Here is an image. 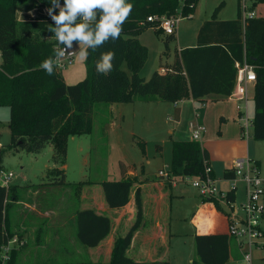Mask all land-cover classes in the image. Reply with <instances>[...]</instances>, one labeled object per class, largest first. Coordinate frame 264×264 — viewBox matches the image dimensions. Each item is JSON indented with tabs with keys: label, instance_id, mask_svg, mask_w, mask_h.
Segmentation results:
<instances>
[{
	"label": "trees",
	"instance_id": "1",
	"mask_svg": "<svg viewBox=\"0 0 264 264\" xmlns=\"http://www.w3.org/2000/svg\"><path fill=\"white\" fill-rule=\"evenodd\" d=\"M197 1L128 0L134 7L123 25L121 37L116 41L109 40L96 50L89 49L85 59L86 76L77 83L69 84L62 70L56 68L49 76L40 68L44 59L54 56L57 47L54 34L49 31V24L53 23L50 17L38 14L34 18H18L21 6L30 5L41 11L51 6L49 0H0V106H8L11 110L9 128L13 145L39 153L47 144H52L54 166L47 169L44 184H67L64 166L68 139L92 132L96 104L133 101L135 97L151 94L175 102L183 98L201 99L209 94L228 97L236 85V62L244 60L252 64L256 71L252 135L256 140H264V15L248 17L243 21L241 0H238L236 18L204 20L197 31L196 45L176 51L174 61L162 67H165V72L156 69L149 78L141 75L149 49L140 41L139 35L147 28H154L156 33L163 30L158 28L157 21H149L148 16H176L182 12L183 17L190 18ZM260 2L264 3V0H253L252 6ZM56 11L58 13V9ZM176 30L165 34V42L175 37ZM110 50L115 52L114 68L108 75H102L96 71L95 64L101 53ZM124 64L128 70L123 68ZM120 162L122 178L101 182L109 208L128 204L138 181V176L126 174V164ZM208 163V151L199 141L178 139L173 142L169 168L173 176H202ZM232 175L231 171L226 173V176ZM91 183L89 180L76 183L77 196L84 184ZM134 195L135 221L127 233L115 235L109 264L133 263L127 252L132 247L134 234L140 228L147 229V225L143 224L145 215L139 187ZM18 198L17 186L0 184V256L1 245L8 236L18 234L22 237V233L10 231L8 219V210ZM229 198L234 199V194H230ZM203 200L211 201L207 198ZM215 205L223 210L220 203L215 202ZM76 221L78 239L86 247L98 246L113 228L111 218L94 208L78 209ZM169 222L168 217V248L157 251L156 258L151 256L154 261L161 259L162 254H168ZM44 234L45 227L41 223L36 228V243ZM194 241L198 259L192 260V264H226L230 259L232 238L229 235L196 233ZM19 250H13L6 264H21L17 261Z\"/></svg>",
	"mask_w": 264,
	"mask_h": 264
},
{
	"label": "rangeland",
	"instance_id": "2",
	"mask_svg": "<svg viewBox=\"0 0 264 264\" xmlns=\"http://www.w3.org/2000/svg\"><path fill=\"white\" fill-rule=\"evenodd\" d=\"M61 3H63V0H61ZM252 4V0H241V12H244V5H246V12L252 10L258 16H263L264 3L260 2L254 6ZM46 9L44 7L41 11H38L36 7L23 5L21 6V12L18 13V18H34L38 14L48 15ZM238 9V0H198L192 16L182 18L177 25L175 37L168 42H165L166 33L163 30L156 33L154 28L145 29L139 35V39L148 46L149 54L141 70V75L149 78L152 72L159 68L160 64L173 60L180 46H191L187 44L194 42L202 21L212 18L234 19L238 15ZM179 15H182V12H179ZM73 48L77 51L78 45H74ZM123 68L128 70L126 64ZM162 69L165 68L161 67L160 69L161 72H164ZM63 71L67 80L76 81L81 72L85 75V59L79 58L76 54L73 63L69 64ZM156 97L158 96L151 94L136 97L133 101H118L109 105L98 103L95 105L92 132L73 135L68 139V152L64 169L66 182L72 187L73 191L76 183L89 180L92 182V186L103 194L102 181L122 178L120 161L126 164L127 169H136L138 177L142 178L143 181L147 178L156 181L160 169L171 167L173 142L178 139L195 140L192 136L190 123L197 120V114L201 117L203 111L200 107L205 108L207 113L204 116L205 131L197 141H203L205 138L212 140L214 145H218V139H225L226 137L231 139L230 129H228V126H224V121L220 120L222 110L227 111V113H224L225 118H230L232 122L242 123L239 116L235 115L234 120L233 114L228 113L230 109L233 110L232 101L228 99L214 102L213 100L192 101L183 98L175 102L155 100ZM248 109L250 116L253 118L254 106L252 102ZM10 119V108L0 106V171L14 174L9 185L17 186L18 200L28 201L33 193L31 190L26 189L27 186L38 183L42 181V176H47L45 167L47 164L54 166L52 161L53 146L47 144L41 152L33 153L28 152L19 145H13L9 128ZM223 130L226 131L224 135ZM252 133L253 129L251 128L250 136L245 137L242 134L241 138L244 140L249 139L251 153L254 152L261 157L264 174V140H254ZM216 149V157L213 160L221 163L233 158L235 154L232 147L228 145L225 148L217 146ZM163 180H167V178ZM40 193L31 200H39L45 196V194ZM62 196L65 197V191L62 188H57L49 193L45 199L48 198L51 203L50 208L56 210L57 200L53 201L52 197L58 199ZM262 199L264 201V195H262ZM166 201L168 208L170 207L168 217L171 218L172 231L168 254H162L161 259L154 261L153 259L158 257V255H155L156 252L152 255L154 258L147 255L146 246L141 245V241L137 240L127 252L128 256L134 260L131 264H192V260L198 259L194 241L196 227L191 222L195 208L203 204L197 189L191 183L179 181L172 188V192L166 198ZM19 206L14 202L8 210L10 231L24 233L30 227L26 226L25 228L15 223V219H18V217L14 219L12 216L14 211L19 212ZM74 208V202H67L66 212H71ZM12 219H14L13 222ZM214 221L219 223L221 219L216 216ZM143 222L147 225V215ZM262 224L264 227V217ZM35 233L36 230L32 231V238L34 239L31 243L29 242L28 250H31V247L36 244L34 243L37 239ZM42 242H45V238L41 239ZM65 242L71 244L70 241L65 240ZM59 243V246H57L58 242H52V245L44 249H35L39 253L35 252L33 257H26L28 256V250L26 249L23 253L25 255L24 261H20L19 258H17V261L27 264L30 260L34 261L36 256H40L39 259H43L45 264H86L88 262L92 264H109L108 256L102 257L98 261L93 260L92 257L87 255V252H82L86 250L80 248L76 251L75 246H72V249L62 241ZM78 243L80 244L79 241ZM242 250L240 249L241 252ZM237 258L228 260L226 264H242L244 259L242 257ZM199 264L204 263L200 262ZM248 264H264V251L255 249L253 259Z\"/></svg>",
	"mask_w": 264,
	"mask_h": 264
},
{
	"label": "crops",
	"instance_id": "3",
	"mask_svg": "<svg viewBox=\"0 0 264 264\" xmlns=\"http://www.w3.org/2000/svg\"><path fill=\"white\" fill-rule=\"evenodd\" d=\"M220 19H225V18H220ZM196 43H197V35L194 38V42L187 45L195 46ZM74 45L77 44L74 43ZM184 47H189V46H180L177 51H179ZM173 61L174 58L172 61L166 62L165 64H160L158 70H160L161 67L163 66H169ZM62 73L64 75L65 81L69 84L76 83L82 80L86 76V71H85V75L82 74L81 72L80 76L77 78L78 80L76 79V81H69L67 80L64 71H62ZM254 94H255V82L249 81L247 82V98H248L247 102H245L243 99H240L239 97L236 96L234 97V95L224 97L217 94H209L201 99H194V98H188V99L192 101L213 100L214 102L225 101L224 99H228L229 101H232V106H233V110L230 109L228 113L230 115L233 114L232 117L235 120V115L236 116L241 115V109L243 108V106L246 105L247 108H249L251 102L254 106ZM158 99L160 98L156 97L155 100ZM200 108L203 111V113L201 114V117L199 116V121L204 123V116L207 113V110L203 107ZM224 113H227V111L222 110V115H220L222 116L221 117L222 119L220 118V120L224 121L225 122L224 126H228V129H230L231 139L227 137L225 139H218V145H214L212 140L205 138L203 139V141H199V142L201 143L202 147L208 151L210 165L213 169L214 175L216 176V178L220 180L221 186L224 189H226L228 188V183L224 182L223 178L227 172L231 171L233 161L238 157L249 156L259 165L263 176L264 174L262 170L261 157L257 156L254 152L251 153V145L249 139L244 140L241 138L242 123L240 122L238 123L236 121L232 122L230 118L228 119L225 118L226 115ZM224 132L226 131L225 130L222 131L223 135ZM227 145L229 147H232V149L235 151L233 158L226 160L224 163L214 161L213 159L214 157H216L217 146L225 148ZM45 167L47 171L48 168H51L53 166L47 164ZM135 170L136 169L133 168L127 169L126 174L138 176ZM158 176L156 181L150 178H147L143 181L142 178L138 177V181L134 186L133 194L130 201L128 202V204L120 208H109L105 202L104 195L98 192V190H96L94 186H92V183L91 185L84 184L83 187L81 188L79 196H77L75 194V189L73 191L70 185L44 184L45 182L43 179L45 176H42V181L35 184H29L26 189L32 191L33 195L31 198H34L35 195L39 194L40 192H41L40 194H45V196L39 200L37 199L31 200V198L28 201L18 200L16 202L17 206L21 205L18 208L19 212L14 211L12 215L14 219L18 217V219L17 218L15 219V223L25 228L26 226L30 227L29 230H25V232L22 233V237L25 238L27 244L24 247L20 248L21 250H19V255H18L19 260L24 261L23 259L25 255H23V253L26 249L28 250L29 242L31 243L32 240L34 239L32 238L33 236L32 231L34 232L37 226L41 223L44 224L45 227V234L43 237L45 238V242L41 243V238H40L38 239L40 243L39 242L36 243L37 241L36 239V241L34 242L36 243L34 244L35 246L31 247V250L27 251L28 256L26 257H33V254L35 252L39 253V251H35V249L36 250H39L40 248L44 249L47 246L52 245V242H58L57 246H59L60 245L59 242L62 241L67 247L70 246L72 248V246H75L76 251H78L80 248L81 250H86L82 252H87V255L92 257L93 260L98 261L101 260L102 257H106V256L110 258L115 235L127 233V231L130 229V227L133 225L135 221L136 204H135L134 192L136 191L137 187H139L141 190L144 215L145 216L147 215V229L140 228L136 230L133 237L132 246L133 244L136 243L137 240L141 241V245L146 246L145 250H147V255L150 256H152L154 252L158 253L157 251L159 250L162 251L166 250L168 248V246L166 245L167 237H168V232H167L168 226H166V224H167V217L169 216L168 212L170 210V207L168 208L166 198L169 196V194H171L172 188L176 185L170 182L169 180H163L164 178H162L159 175V172H158ZM180 179L181 178H177V181L178 182L181 181ZM57 188L59 189L62 188L65 191V197L62 196L59 197L58 199L56 197H52L53 201L57 200L56 202L57 211H56L54 210V208H50L51 203L49 202L48 198L45 199V197L49 195V193L55 191ZM75 196L77 199L75 198ZM199 197L203 204L195 208L194 214L191 217V222L196 227L195 234L222 233L228 235V219L225 213L227 211V208L222 205L223 210H219L217 209L215 203H213L212 201H204L203 197H201L200 195ZM235 198L238 202H241L244 199V185L242 183L239 184L238 192L235 193ZM69 201L75 203V208L71 212H66V204ZM80 208H94L99 213L107 214L112 220L113 228L111 234L108 237H106L96 247H86L78 239L76 213L77 210ZM216 216L219 219H221V222L215 223L214 218ZM14 219H12V222ZM169 231L172 236L171 218L169 222ZM65 240L70 241L71 244H67ZM78 241L80 242V244L78 243ZM230 254L231 255L229 260L238 259L237 257L239 258L242 257V253L235 239L233 238L230 246ZM39 258L40 256H36L34 261L30 260L29 263L27 264L42 263L44 260ZM20 261L19 263H21ZM23 263L24 262H22L21 264Z\"/></svg>",
	"mask_w": 264,
	"mask_h": 264
},
{
	"label": "built area",
	"instance_id": "4",
	"mask_svg": "<svg viewBox=\"0 0 264 264\" xmlns=\"http://www.w3.org/2000/svg\"><path fill=\"white\" fill-rule=\"evenodd\" d=\"M246 5H244V12L242 19L245 21L248 17L257 16L255 11L246 12ZM179 15V14H178ZM172 16H148L149 21H157L160 28L165 33H174L178 23L182 20V15ZM192 14L189 15L191 17ZM22 19V18H19ZM62 47V46H61ZM64 60L63 67H58L59 70H64L73 63L76 57L74 48L70 49ZM2 55L0 52V62ZM237 78L236 86L231 95L239 97L247 102V82L256 80V71L252 64L246 60L243 62H236ZM165 72V69H162ZM230 95V96H231ZM242 122L243 136H250V130L253 129L254 119L250 116L247 106L241 109L239 116ZM190 127L192 136L195 140L199 139L204 131L205 125L197 120L191 121ZM231 172L232 176H224L223 181L228 183V188L224 189L220 180L216 178L213 173L211 165H205L204 174L202 176H184L181 181L191 183L199 195L207 198L212 202H218L220 205L227 208L226 216L228 219V235L235 239L239 249L242 250V257H248V262L253 259L255 249H262L264 251V229L262 227V219L264 216V176L261 173L259 165L249 156L238 157L234 159ZM159 175L167 178L173 184H177V177L173 176L169 169H160ZM14 174L12 172L0 171V184L8 186ZM244 185V199L238 202L235 198V193L239 188V184ZM230 194H234V199L229 198ZM222 206V207H223ZM27 241L18 234L8 236L5 242L1 245V260L2 264H6L12 257V252L15 249H20L25 246Z\"/></svg>",
	"mask_w": 264,
	"mask_h": 264
},
{
	"label": "clouds",
	"instance_id": "5",
	"mask_svg": "<svg viewBox=\"0 0 264 264\" xmlns=\"http://www.w3.org/2000/svg\"><path fill=\"white\" fill-rule=\"evenodd\" d=\"M49 3L51 6L46 12L53 22L49 24V31L54 34L57 47L54 56L40 64L49 76L56 68L63 67L67 54L73 52L69 50L74 43L78 45L74 52L86 59L89 49L96 50L109 40L119 39L134 7L128 0H63V3L49 0ZM114 60V51L101 53L95 64L96 71L108 75L114 68ZM248 259L245 257L242 264H248Z\"/></svg>",
	"mask_w": 264,
	"mask_h": 264
}]
</instances>
